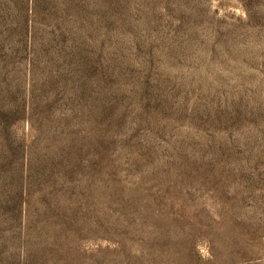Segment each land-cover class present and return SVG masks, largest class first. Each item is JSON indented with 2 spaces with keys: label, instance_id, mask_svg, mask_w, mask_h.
I'll return each mask as SVG.
<instances>
[{
  "label": "rangeland",
  "instance_id": "rangeland-1",
  "mask_svg": "<svg viewBox=\"0 0 264 264\" xmlns=\"http://www.w3.org/2000/svg\"><path fill=\"white\" fill-rule=\"evenodd\" d=\"M0 264H264V0H0Z\"/></svg>",
  "mask_w": 264,
  "mask_h": 264
}]
</instances>
